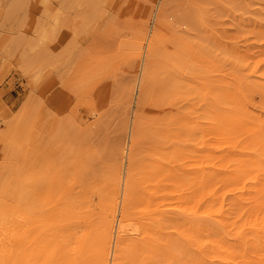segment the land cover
<instances>
[{
	"label": "rangeland",
	"instance_id": "rangeland-1",
	"mask_svg": "<svg viewBox=\"0 0 264 264\" xmlns=\"http://www.w3.org/2000/svg\"><path fill=\"white\" fill-rule=\"evenodd\" d=\"M0 215L107 264L122 219L124 264H264V0H0Z\"/></svg>",
	"mask_w": 264,
	"mask_h": 264
},
{
	"label": "bare ground",
	"instance_id": "bare-ground-1",
	"mask_svg": "<svg viewBox=\"0 0 264 264\" xmlns=\"http://www.w3.org/2000/svg\"><path fill=\"white\" fill-rule=\"evenodd\" d=\"M116 229L120 242L111 249L112 264H124L125 243L136 229L131 228L123 219L117 223ZM47 240V237L34 232L26 218L11 219L0 215V264H107L109 259L108 238L94 259L83 254L81 248L71 247L69 239L52 237L51 241Z\"/></svg>",
	"mask_w": 264,
	"mask_h": 264
}]
</instances>
